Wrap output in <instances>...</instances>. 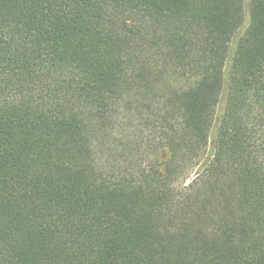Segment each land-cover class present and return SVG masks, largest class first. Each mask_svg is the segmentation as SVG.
Returning a JSON list of instances; mask_svg holds the SVG:
<instances>
[{"label": "trees", "instance_id": "1", "mask_svg": "<svg viewBox=\"0 0 264 264\" xmlns=\"http://www.w3.org/2000/svg\"><path fill=\"white\" fill-rule=\"evenodd\" d=\"M0 264H264V0H0Z\"/></svg>", "mask_w": 264, "mask_h": 264}]
</instances>
